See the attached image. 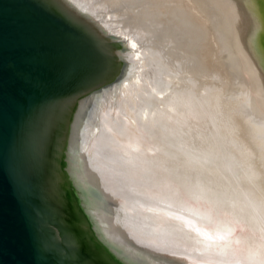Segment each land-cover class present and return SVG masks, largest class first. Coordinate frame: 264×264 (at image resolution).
I'll list each match as a JSON object with an SVG mask.
<instances>
[{"label":"bare ground","instance_id":"bare-ground-1","mask_svg":"<svg viewBox=\"0 0 264 264\" xmlns=\"http://www.w3.org/2000/svg\"><path fill=\"white\" fill-rule=\"evenodd\" d=\"M74 1L131 45L83 138L112 198L85 201L133 264H264V94L235 0Z\"/></svg>","mask_w":264,"mask_h":264},{"label":"water","instance_id":"water-1","mask_svg":"<svg viewBox=\"0 0 264 264\" xmlns=\"http://www.w3.org/2000/svg\"><path fill=\"white\" fill-rule=\"evenodd\" d=\"M234 5L264 94V0ZM82 7L0 0V264H133L140 248L84 199L112 198L83 138L91 97L123 80L131 45Z\"/></svg>","mask_w":264,"mask_h":264}]
</instances>
